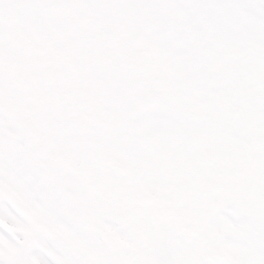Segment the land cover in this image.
Instances as JSON below:
<instances>
[{
    "label": "snow or ice",
    "instance_id": "obj_1",
    "mask_svg": "<svg viewBox=\"0 0 264 264\" xmlns=\"http://www.w3.org/2000/svg\"><path fill=\"white\" fill-rule=\"evenodd\" d=\"M0 264H264V0H0Z\"/></svg>",
    "mask_w": 264,
    "mask_h": 264
}]
</instances>
